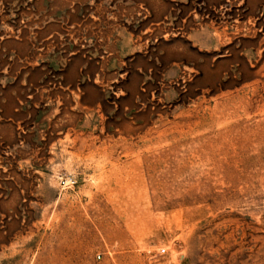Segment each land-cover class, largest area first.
I'll use <instances>...</instances> for the list:
<instances>
[{"label": "rangeland", "instance_id": "rangeland-1", "mask_svg": "<svg viewBox=\"0 0 264 264\" xmlns=\"http://www.w3.org/2000/svg\"><path fill=\"white\" fill-rule=\"evenodd\" d=\"M0 264H264V0H0Z\"/></svg>", "mask_w": 264, "mask_h": 264}]
</instances>
